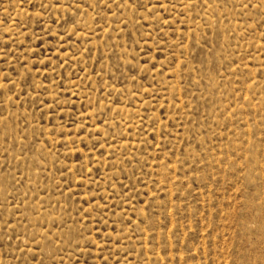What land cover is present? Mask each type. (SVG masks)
<instances>
[{"label": "rangeland", "instance_id": "1", "mask_svg": "<svg viewBox=\"0 0 264 264\" xmlns=\"http://www.w3.org/2000/svg\"><path fill=\"white\" fill-rule=\"evenodd\" d=\"M0 264H264V0H0Z\"/></svg>", "mask_w": 264, "mask_h": 264}]
</instances>
